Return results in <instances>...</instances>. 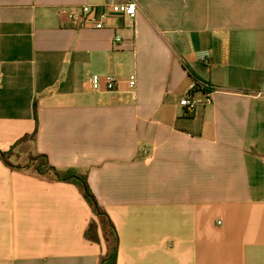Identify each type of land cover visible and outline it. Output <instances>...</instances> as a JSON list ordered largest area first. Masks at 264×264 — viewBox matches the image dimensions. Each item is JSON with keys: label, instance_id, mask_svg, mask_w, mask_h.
Wrapping results in <instances>:
<instances>
[{"label": "crops", "instance_id": "crops-1", "mask_svg": "<svg viewBox=\"0 0 264 264\" xmlns=\"http://www.w3.org/2000/svg\"><path fill=\"white\" fill-rule=\"evenodd\" d=\"M104 1L0 0V149L36 129L32 154L86 173L116 264H264V0H135L134 19L70 20ZM96 73L115 89L94 91ZM105 250L77 185L0 158V264H99Z\"/></svg>", "mask_w": 264, "mask_h": 264}, {"label": "trees", "instance_id": "trees-1", "mask_svg": "<svg viewBox=\"0 0 264 264\" xmlns=\"http://www.w3.org/2000/svg\"><path fill=\"white\" fill-rule=\"evenodd\" d=\"M184 68L187 70L188 74L194 80V89L203 90L204 92H211L213 89L206 82L200 79L198 75L187 65L183 64ZM36 135V129L30 134L25 135L18 139L14 144H12L7 150L0 149V158L4 161L6 165L11 168L25 169L32 173L53 181H64L74 183L81 190L84 198L94 209L98 223L101 226L102 236L105 242L106 250L104 254L100 257L99 264H116L117 250H118V234L114 224L108 217L106 211L98 203L89 183L87 174L81 172L75 168L58 169L51 165L45 154L36 153L31 156L24 166L14 165L10 162L7 157V153L11 148L18 145L24 140H34ZM96 227L97 222L93 221L88 230V236L90 238L96 239ZM98 239V238H97Z\"/></svg>", "mask_w": 264, "mask_h": 264}, {"label": "built area", "instance_id": "built-area-1", "mask_svg": "<svg viewBox=\"0 0 264 264\" xmlns=\"http://www.w3.org/2000/svg\"><path fill=\"white\" fill-rule=\"evenodd\" d=\"M137 12L138 7L135 0H127L125 2L105 0L101 5H82L78 9L71 11L69 13V18L72 23L75 24L82 23L83 25H90L94 28H103L106 26V20L110 15H120L134 19ZM121 40L122 38L119 35H116L115 42ZM128 83L130 87L134 86V74L129 75ZM90 84L94 91L101 89L114 90L116 87V78L112 74L101 75L96 73L91 76ZM192 89H194V85L192 86ZM206 94L209 93L206 92ZM179 103L185 108V113L189 115L194 112L198 101L191 96L190 92H188L180 98ZM262 163L264 166V157Z\"/></svg>", "mask_w": 264, "mask_h": 264}, {"label": "rangeland", "instance_id": "rangeland-1", "mask_svg": "<svg viewBox=\"0 0 264 264\" xmlns=\"http://www.w3.org/2000/svg\"><path fill=\"white\" fill-rule=\"evenodd\" d=\"M30 149L29 140H24L11 148V150H9L7 153V157L9 158L10 162H12V164L24 166L28 159L33 156Z\"/></svg>", "mask_w": 264, "mask_h": 264}]
</instances>
